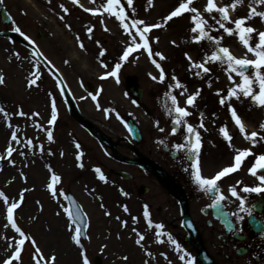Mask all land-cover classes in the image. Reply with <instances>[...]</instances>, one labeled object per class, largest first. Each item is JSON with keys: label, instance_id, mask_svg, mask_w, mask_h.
Here are the masks:
<instances>
[{"label": "rangeland", "instance_id": "374dc122", "mask_svg": "<svg viewBox=\"0 0 264 264\" xmlns=\"http://www.w3.org/2000/svg\"><path fill=\"white\" fill-rule=\"evenodd\" d=\"M3 1L13 15V22L9 27H6L0 20V29L9 28L15 30L18 27L21 33H27L32 37H34L38 29L53 32V39L46 40L40 44L55 59V62L61 66L65 74H71V76H68V80L80 88L79 76L83 78L86 75H92L100 86L99 93L93 94L97 96V100L94 101L88 92L79 91V93L84 106L101 122L102 120L100 119L104 117L105 109H109V112H112L108 104H111V107L118 104L124 106L125 109H131L137 117H140L139 114L142 112L141 103L133 98L130 99L128 95L127 98L123 99L115 95L113 97L112 80L120 87L123 86L122 76L124 74L135 73L139 77L143 73L146 74V71L153 70L152 68L155 65L152 62L153 59L155 61L158 60V62L161 61V63L163 61L164 65L166 63L173 64L175 73L181 76L189 70V61L186 59L185 53L191 56L192 61L199 62L205 50H214L207 41L202 42V45L191 42L189 33L191 25L187 13L184 16L173 18L165 24L164 17L178 6V0H152L151 5H149L148 0H133L132 6H128L126 0H122L129 17L143 19L149 25H161V27L155 28L149 33L151 38L150 47L153 53L160 52L165 57V59L161 60L157 56H150L146 50L140 49L129 55V62L120 60L122 51L130 43L129 36L120 26V22L104 10L106 0H78V3H74L73 0ZM228 2L229 0H216L219 6H223ZM249 2L250 0H245L243 6H238L236 10H232L230 15L233 20L247 15ZM62 4L69 11L76 8L78 13L70 12L68 18L63 16L65 11L60 7ZM205 4L206 0H198V2L194 3V6L202 10ZM258 7L264 8V5ZM85 9H98L99 12L93 15L91 11H85ZM92 16L99 19L101 28L95 26ZM80 17H83L84 25L78 22L79 19L81 20ZM248 23L258 30L264 31V23H261L259 17H254ZM89 27L93 29L91 33L87 31ZM213 34L217 35L218 33ZM219 34L225 35L222 43L224 46H228L234 55L242 57L246 53V49L235 35L227 36L222 31ZM156 37L159 38L158 42L155 40ZM97 41H99V44ZM173 41L175 42L174 44L172 43ZM81 43L83 47L80 46ZM101 49L106 50L103 56L99 55ZM249 58H252L251 54H249ZM117 62L122 64L118 73L119 82H117L116 78L110 76L101 79V76L111 71ZM104 64H107L108 67L105 68ZM0 65L5 74L4 83L0 87V107H3L9 113L7 118L0 113V125L2 124L7 133L10 134L12 131L18 130L17 135L22 141L33 139L36 133L31 130V86H29V80L32 78L33 73L36 72L31 71V52L9 38L0 37ZM80 65H84V67H80ZM209 67L211 68V73L216 75V79L208 81L202 77L197 83L188 87L186 92V94H191L198 89L199 85L203 84L202 90L206 105L200 108V106H195L194 104V110L191 107L189 108L190 111H210V107H212V110L219 107L220 97L216 94L217 90H225V92L221 93V95H225L226 90L231 86L228 76L221 66L213 63ZM72 73L77 74V76ZM155 73L157 75L156 71ZM238 80L239 78H237ZM189 81L191 80L189 79ZM209 82L211 83L210 87ZM254 87L258 91V86L254 85ZM174 91L178 94L180 90L176 89ZM157 92L158 99L162 95L164 96L165 90H157ZM110 99L111 103L109 102ZM179 101L182 105H185V99H180ZM166 102L170 104V101H167V98L164 97V111ZM231 103L235 106L238 114L241 113L244 116L248 113V117H258L260 121H264V109L251 105L249 99L241 97V100L237 101L233 98ZM97 104H99V108ZM152 105V110L154 112L157 111L154 102ZM220 108L223 113L221 117L226 118L224 107L222 109V105H220ZM19 109L28 115L12 117L13 112L16 114ZM227 123L228 128L232 130L233 126L228 120ZM116 127L119 126L117 125ZM59 134H63L61 141L68 144L66 141L68 134L65 135L63 132ZM42 136L45 140L44 137L46 136L43 134ZM7 144V142L4 143V146ZM13 147L17 149V152L13 153L15 163L12 164L5 159L6 170L0 175V191L8 195L10 201H18L19 194L27 189V191H23V202L14 210V216L26 230L28 236L36 241V246L40 248L45 257L51 253L56 257L55 264H82L80 248L72 241L71 235L73 231L70 230V222L63 209V196L58 195L53 198L47 188L49 172L54 171L56 173L54 166L56 167L57 164L54 161H59L60 164L68 163L72 157L71 154H68L65 160L60 159L61 162L57 154L53 159H51L53 157L52 153L50 156H47L46 153L45 157L39 145L29 147L22 143L14 144ZM5 149L6 147L4 150L0 147V154H4ZM20 151H23L25 155H18L17 153ZM62 165L63 175H59L62 179L56 187L63 191L70 186L71 175L73 178L75 174L71 171V164ZM11 170H14V172H11ZM110 184L113 185L112 188L116 189L117 185L115 182L113 184L110 182ZM74 186L78 197L86 205L90 217L89 236L84 242L90 264H95L94 257L96 255H100L103 258V264H145L147 255L145 249L136 244L138 235L137 232L133 231L134 228L121 227L116 223L110 225L106 218L105 222L101 223V214L98 208L92 205L88 195L83 192L84 184L79 182ZM1 201L0 214L3 217V221L7 223V219L5 220L7 205L3 203L2 198ZM7 229L12 231L10 226H7ZM138 230H140V232L138 231L139 233H144L143 228ZM3 235L2 224L0 223V262H3L9 255L14 253L15 246L19 240V236L15 234V240L8 249H5L1 243L4 238ZM24 245L22 264H33L31 254L34 251V247L29 242ZM124 257H127V259H124ZM180 262L183 263L182 261ZM13 264H15V261Z\"/></svg>", "mask_w": 264, "mask_h": 264}, {"label": "snow or ice", "instance_id": "6c2138e0", "mask_svg": "<svg viewBox=\"0 0 264 264\" xmlns=\"http://www.w3.org/2000/svg\"><path fill=\"white\" fill-rule=\"evenodd\" d=\"M73 2L78 3V0H73ZM195 2H198V0H178V6H176L168 13L166 17H164V22L166 24L173 18L184 16L186 13L188 14L189 23L191 25L189 28L191 42L194 44L202 45V42L207 41L214 48V50L210 52L205 50L202 59L199 62L192 61L191 56L185 53V57L189 61V71L193 72L197 77H202V74H208L211 72V68L209 67L210 64L215 63L221 66L226 72L231 86L226 90L225 95H221V93L225 92V90H217L216 94L220 97V105H225L227 101L231 119L239 128V131L244 134L245 138L251 141L253 147H255L258 143H264V135H261V132H264V123L259 125L261 132L252 131L249 134L246 131L241 116L238 114L235 106L231 103L233 98L237 101H240L241 97H243L245 99H249L251 105L264 109V31L258 30L248 23V21L253 19L254 17H259L261 23H264V8L258 7L264 5V0H250V2L248 3L249 11L247 15L238 17L234 20L230 15V9L234 11L238 6H243L245 0H229V2L224 4L223 6H219L216 3V0H206V4L204 5L202 10L194 6ZM0 3H2V0H0ZM126 3L128 6H132L133 0H126ZM148 3L149 5H151L152 0H148ZM60 7L65 12L68 11V9L64 7L63 4ZM104 10L110 16H114L120 22V26L129 36L130 43L122 51V55L120 57L121 61H127L130 54L140 49L146 50L150 56L154 55L159 57L161 60L165 59L162 53H153L150 47L151 38L149 36V33L153 29L161 27L160 24L149 25L143 19H135L129 17L125 11L122 0H106V4H104ZM85 11H91L93 15H96L99 12L98 9H85ZM61 19H63V17H61ZM101 22L103 23V21ZM92 30V27H89L87 29L89 33H91ZM105 30H107V28H105ZM15 31L20 32V29L17 27L15 28ZM221 31L227 36L235 35L237 37L238 41L246 49V53L242 57H237L230 51V48L228 46L223 45L222 42L225 39V35L219 34L221 33ZM213 33L218 34L214 35ZM21 34L23 35V33ZM158 39V37L155 38L157 42ZM97 43L99 44V41H97ZM172 43L174 44L175 42L173 41ZM80 46L83 47V44L81 43ZM105 52V49H101L99 55L103 56ZM249 54H251L252 58H249ZM152 62L155 64V67L160 70V75L159 77H157L149 73L151 79H153L154 81L159 79V81L163 83L166 79V75L161 65L157 63L155 59H153ZM103 66L105 68L108 67L107 64H104ZM121 67L122 64L120 62H117L111 71H108L103 76H101V79L110 76L116 78L117 82H119L118 73ZM38 72L39 69H37L36 73H33V76H37ZM237 78H239L238 81ZM171 79L174 81V83L167 85L169 91H166L164 93V97L167 98V101H170V104L167 102L165 103L166 114L172 117L171 123L173 127L170 130V134L172 136H175L181 129L184 132L183 142L175 143L174 148L178 152H187L196 161L195 163L191 164V168L193 170V181L199 186L200 189H202L206 193H216L212 206H219L220 203L226 199L225 195L222 194L218 182L226 175L238 171L244 160H246L249 156L253 157V162L248 169L249 174H251L253 177H257L259 183L255 186H243L242 192L264 194V174L258 175V173L264 170V152L256 154L253 153L250 148L243 150L234 149V159L233 163L230 166L222 168L212 177H205L202 174V169L199 164V155L202 148L201 132L187 119L189 116H191V112L188 111V107L194 105L196 98L200 95L201 89H197L196 92L188 94L185 101L187 107H183L179 105L178 96L176 94H173V90L179 89V95L185 96L187 92L186 85L181 83V81L175 76H172ZM3 83L4 76L3 74H0V84ZM35 84V78L29 80V86ZM254 85L258 86V91L254 87ZM210 86L211 83L209 82V87ZM89 95L94 101L97 100L96 95H93L92 93H89ZM97 107L99 108V104H97ZM109 111V109H105L106 113H108ZM0 113H2L5 118L9 116V113L3 107H0ZM16 115L23 117L27 116L28 114L23 112L22 110H19ZM200 117L199 127L204 128L203 113L200 114ZM117 118H119V113H117ZM56 120L57 109L53 100L51 116L48 123L50 125L54 124ZM155 126L161 133L165 131L164 128L159 127V121L156 122ZM17 131L11 132V142H15V144L24 143L29 147L33 145L32 139L22 141L18 137ZM219 133L228 142L229 146L232 147V137L227 129V125L221 126L219 128ZM46 134L47 139L49 141H52V131L46 130ZM11 142L7 144L4 154H0V160L7 159L10 163L14 164L15 160L13 159V153L17 152V149L13 147ZM158 143L164 144L165 141L160 140L158 141ZM75 147L79 149V143H77ZM40 150L43 151L42 145L40 146ZM17 154L20 156L25 155L23 151H20ZM77 160H80L79 154L77 155ZM79 166L82 167L83 165L80 164ZM94 171L98 174L99 180L107 182V177L103 174L102 170L99 167L95 168ZM61 179L62 178L58 174L52 172L50 175V182L47 184V188L49 189L50 195L53 198H56L58 195H62L65 199H68L67 195L61 189H58L56 187L61 182ZM241 183L242 182L240 181L237 182V184ZM23 191H27V189ZM23 191L19 194L18 201H10L8 195H6L3 191H0V198H2L3 203L7 205V220L11 222V228L15 230V234L19 235V240L15 246L14 253L12 255H9L8 258L3 262H0V264H13L14 261L15 264H22V246L26 241L31 243L34 247V251L31 254L33 264H55V255L50 253L47 257H45L40 248L36 246V241L33 238L29 237L27 233L17 225V222L14 219V210L19 207L20 203H22L24 199ZM121 191L122 194L127 195V193H124L123 190ZM229 192L230 196L235 197L238 201L239 211L246 213L249 217L254 215L258 206L264 205V202H260L259 204L246 206L247 197L242 196L240 192H238L236 186H230ZM123 209L125 212L128 211L126 205L123 206ZM143 209V216L146 218L147 225L150 228L156 229L155 236L157 238V241L160 243H164V239L162 237H166L167 241L174 245L177 253H183L178 257L179 260L183 262V264H195L196 258L192 257L185 249H183L178 240L174 239L170 232L165 231V225L163 223H156L150 219V213L147 204L143 205ZM64 212L70 219V230L74 232L72 239L75 241L76 245H81L80 238L83 231L82 224L84 222V217L80 214L79 208H77V210L73 212L69 208L65 207ZM106 215H110V213H106ZM233 215L238 214L233 213ZM117 219H119V217H117ZM238 219L243 221L245 217L242 215H238ZM133 220L138 221V218L133 217ZM7 226L8 225H5V227ZM123 226H127V221L123 222ZM133 231L137 232L138 235L136 244L141 245V242L145 239L144 235L142 233H139L135 228L133 229ZM146 254L151 255L150 252ZM81 258L82 264H90L89 259L84 252L81 253ZM124 259H127V257H124Z\"/></svg>", "mask_w": 264, "mask_h": 264}, {"label": "flooded vegetation", "instance_id": "af4514ba", "mask_svg": "<svg viewBox=\"0 0 264 264\" xmlns=\"http://www.w3.org/2000/svg\"><path fill=\"white\" fill-rule=\"evenodd\" d=\"M187 119L201 132L202 148L199 164L202 174L205 177H212L215 172L230 163L231 160L227 158V152H230V149L223 143L218 124L204 123V128H200V120L190 116ZM253 130L261 131L259 127ZM261 135H264V132H261ZM183 137L182 129L177 135H170L166 140L162 134L155 135V138H147L144 134L143 140L134 144L127 134L121 137L119 147L120 151L126 155H134L135 146L139 147L159 166L164 167L173 175V182L177 184L178 189L169 190L162 178L155 181L138 166L123 162L117 157L107 156L100 162L104 167L109 165L133 171L135 174L131 181L138 180L135 184L136 190L141 185L149 186V192L140 195L141 198L145 197L144 202L148 205L149 213L156 223H163L165 231L170 232L174 239L191 251L198 264L197 252L188 243L190 233L184 224L185 216H190L193 220L191 228L193 233L197 232V235H193V239H198L203 243L215 264H264V205L258 206L254 215L249 217L246 213L239 211L238 201L235 197H231L229 192L230 186H236L238 192L247 197L246 206L264 202V194L242 192L243 186H255L259 183L257 177H253L248 171L253 157L249 156L238 171L226 175L218 182L226 199L219 206L213 207L216 193H206L193 181L191 164L196 161L187 152H178L174 148L175 143L183 142ZM160 140H164L165 143H158ZM78 141L86 144L92 140L79 136ZM249 148L253 153L259 154L264 152V143H258L253 147L251 141L241 133L236 149ZM259 174H264V170ZM111 177L120 180V177L114 174H111ZM238 181L242 183L237 184ZM233 213L242 215L245 219L241 221L238 215H233ZM162 238L167 240L166 237Z\"/></svg>", "mask_w": 264, "mask_h": 264}, {"label": "bare ground", "instance_id": "6f19581e", "mask_svg": "<svg viewBox=\"0 0 264 264\" xmlns=\"http://www.w3.org/2000/svg\"><path fill=\"white\" fill-rule=\"evenodd\" d=\"M10 143V133H7L6 129L3 127V125H0V147L4 150L6 145L4 146V143ZM12 144L14 142H11ZM0 223L2 224L3 229V236L4 238L1 240L2 245H4L5 249L9 248L12 244V242L15 240V232L8 230L7 227H5L6 223L3 221L2 215H0Z\"/></svg>", "mask_w": 264, "mask_h": 264}]
</instances>
